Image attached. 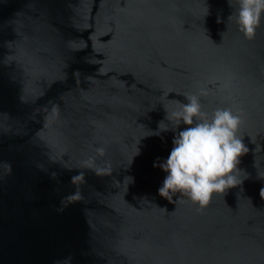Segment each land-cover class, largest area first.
I'll list each match as a JSON object with an SVG mask.
<instances>
[{
	"label": "water",
	"instance_id": "95a60500",
	"mask_svg": "<svg viewBox=\"0 0 264 264\" xmlns=\"http://www.w3.org/2000/svg\"><path fill=\"white\" fill-rule=\"evenodd\" d=\"M230 2L0 0V264H264V23ZM186 95L249 149L203 209L154 166Z\"/></svg>",
	"mask_w": 264,
	"mask_h": 264
},
{
	"label": "clouds",
	"instance_id": "9594fccd",
	"mask_svg": "<svg viewBox=\"0 0 264 264\" xmlns=\"http://www.w3.org/2000/svg\"><path fill=\"white\" fill-rule=\"evenodd\" d=\"M229 4H232L229 0ZM235 15L239 30L251 40L257 30L264 23V0H237L235 13L229 16V21ZM188 103H181V110L168 115L173 130L181 124L187 127L179 131L173 140V148L166 161L158 166L167 173L159 195L172 202L173 194H182L201 209L208 206L215 195L223 194L229 189L236 188L237 173L241 159L249 149L239 136L240 117L230 109H217L209 117L203 111L200 98L196 95H186ZM160 132L169 131V126L163 121L159 123ZM99 155H103V147L96 148ZM138 154V153H137ZM97 174L104 169H97ZM55 175V173H53ZM130 179L131 177H126ZM84 180V173L80 172L71 177V183L77 184ZM260 196L264 198V188L260 189ZM68 201L80 199L79 192L68 195ZM166 210V209H165Z\"/></svg>",
	"mask_w": 264,
	"mask_h": 264
}]
</instances>
